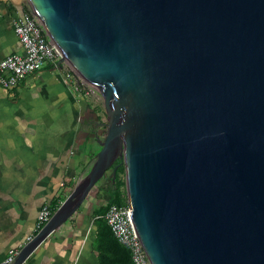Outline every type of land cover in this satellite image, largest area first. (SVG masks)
Here are the masks:
<instances>
[{
  "label": "water",
  "instance_id": "95a60500",
  "mask_svg": "<svg viewBox=\"0 0 264 264\" xmlns=\"http://www.w3.org/2000/svg\"><path fill=\"white\" fill-rule=\"evenodd\" d=\"M104 100L89 172L25 260L117 159L151 264H264V0H17ZM116 168L112 169L115 172Z\"/></svg>",
  "mask_w": 264,
  "mask_h": 264
},
{
  "label": "crops",
  "instance_id": "0c3cea01",
  "mask_svg": "<svg viewBox=\"0 0 264 264\" xmlns=\"http://www.w3.org/2000/svg\"><path fill=\"white\" fill-rule=\"evenodd\" d=\"M16 4L0 0V60L23 53L13 31ZM56 69L33 73L10 90L0 87V261L35 232L41 206L55 212L89 172L96 155L83 152L104 134L105 109L76 92L64 75L52 78ZM109 177L24 264H97Z\"/></svg>",
  "mask_w": 264,
  "mask_h": 264
},
{
  "label": "built area",
  "instance_id": "2783aa9c",
  "mask_svg": "<svg viewBox=\"0 0 264 264\" xmlns=\"http://www.w3.org/2000/svg\"><path fill=\"white\" fill-rule=\"evenodd\" d=\"M15 9L13 31L23 49V53L8 55L0 60V87L10 90L33 73L50 68H63L66 79L76 92L81 93L87 89L83 93L85 96L95 94L97 91L77 76L69 64L58 65L63 55L49 39L40 21L26 12L23 7H16ZM122 180L125 190V177ZM53 213L54 211L51 210L49 205H42L36 218L35 232L29 235L17 248L9 250L5 258L0 261V264H14L23 248L49 222ZM104 218L114 238L129 252L132 264H151L136 231L126 190L125 204L123 206H110Z\"/></svg>",
  "mask_w": 264,
  "mask_h": 264
},
{
  "label": "trees",
  "instance_id": "16d2710c",
  "mask_svg": "<svg viewBox=\"0 0 264 264\" xmlns=\"http://www.w3.org/2000/svg\"><path fill=\"white\" fill-rule=\"evenodd\" d=\"M26 11V9L24 8ZM27 12V11H26ZM115 172H112V169ZM124 165L120 159H117L113 164L109 179L107 209L112 206H123L125 204L124 190ZM101 223V221H100ZM106 236L104 242L97 240L94 247L98 253L97 264H132L131 256L127 249L122 247L114 238L107 222L105 225Z\"/></svg>",
  "mask_w": 264,
  "mask_h": 264
},
{
  "label": "rangeland",
  "instance_id": "374dc122",
  "mask_svg": "<svg viewBox=\"0 0 264 264\" xmlns=\"http://www.w3.org/2000/svg\"><path fill=\"white\" fill-rule=\"evenodd\" d=\"M71 68V67H70ZM54 72V74L53 75H51L52 76V78H54V76L55 75H59L60 76V74L63 76L64 75V77H65V79H66V74H65V71H64V69L63 68H58V69H56V70H54L53 71ZM76 77V76H75ZM67 80V79H66ZM68 81V80H67ZM69 84H70V82H69ZM87 89H85L84 91H82L81 92V94H83L85 91H86ZM87 97H92V98H96V100L98 101H96L97 103L96 104H98L100 107H103L104 108V100H103V98L98 94V92H96L95 94H87L86 95ZM95 100V99H94ZM97 144H98V141H97ZM97 144H94V149L92 150H90V149H86V151L85 152H83V154L84 155H87V156H93V155H97L98 154V152L100 151L99 149H101V148H99L100 147V145L98 146ZM84 155H82V157H81V159H79V157H77L76 158V160H77V162L79 161V160H82L83 158H84ZM79 159V160H78ZM109 172H110V170H109ZM108 172V173H109ZM108 173H106L105 174V177L107 176V174Z\"/></svg>",
  "mask_w": 264,
  "mask_h": 264
},
{
  "label": "flooded vegetation",
  "instance_id": "af4514ba",
  "mask_svg": "<svg viewBox=\"0 0 264 264\" xmlns=\"http://www.w3.org/2000/svg\"><path fill=\"white\" fill-rule=\"evenodd\" d=\"M108 174L110 175V172Z\"/></svg>",
  "mask_w": 264,
  "mask_h": 264
}]
</instances>
